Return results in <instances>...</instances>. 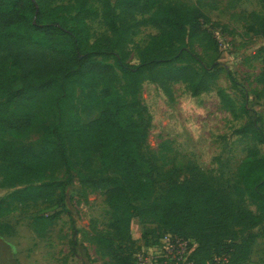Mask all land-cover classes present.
Instances as JSON below:
<instances>
[{
  "label": "rangeland",
  "instance_id": "1",
  "mask_svg": "<svg viewBox=\"0 0 264 264\" xmlns=\"http://www.w3.org/2000/svg\"><path fill=\"white\" fill-rule=\"evenodd\" d=\"M159 1L200 10L204 31L189 40V49L208 68L210 88L193 95L189 82L163 85L146 74L139 79L133 97L131 78L119 68L116 58L98 56L90 61L113 65L114 82L105 85L87 72L65 87L54 83L18 99L7 115H29L30 125L23 136L8 134V146L39 154L53 144L54 129L59 126L73 165V180L62 191L57 183L67 175L58 166L41 181L10 186L0 162V264H114V248L121 239L116 238L113 223L120 222L124 228L128 218L135 238L133 251L147 252V261L141 264H152L162 230L147 211L151 201L166 194L174 183L202 187L203 203L215 199L212 210L183 226L192 236V246L198 241L207 246V240L211 248L221 243L243 245L233 257L201 260V264H264V204L251 196L241 174L246 160L264 154L258 136L260 132L264 135V3ZM106 2L88 0L85 11L77 15V21L85 18L90 43L103 48L114 38L104 21ZM111 2L114 5L116 0ZM75 3L77 0H53L52 6ZM77 11L71 8L70 14L75 16ZM157 33L159 28L150 23L139 25L119 56L129 64H139L142 49ZM23 36L32 40L26 33ZM193 65L202 71L199 64ZM21 85L20 69L9 63L4 86L18 89ZM115 92L126 98L123 120L132 133L151 192L150 199L135 200L130 195L120 205L109 204L104 189H95L86 180L120 175L105 167L98 153L88 151L87 144L96 136L79 131L80 126L100 118ZM224 200L234 205L231 211L223 210L220 203ZM240 211L259 216L260 221H241ZM158 264H166V260Z\"/></svg>",
  "mask_w": 264,
  "mask_h": 264
},
{
  "label": "trees",
  "instance_id": "2",
  "mask_svg": "<svg viewBox=\"0 0 264 264\" xmlns=\"http://www.w3.org/2000/svg\"><path fill=\"white\" fill-rule=\"evenodd\" d=\"M261 1L264 3V0ZM52 2L53 0H0V162L8 175L6 184L10 186L41 181L49 170L62 166L67 178L57 185L63 191L73 180V165L65 136L59 126L54 129L53 144L45 146L39 154L27 148L8 146V134L13 137L23 136L30 125L29 115L17 118L7 115L18 99L54 83L65 87L73 78L87 72L93 73L105 85L114 82L116 71L113 65L90 61L98 56L116 58L119 68L131 78L133 97L136 96L139 79L146 74L152 81L163 85L171 81L189 82L193 95H199L210 88L211 75L208 68L203 67L199 55L189 49V40L204 31L202 14L197 8L159 0H116L114 5L111 0H107L103 16L114 38L103 48L90 43L85 18L77 21V15L85 11L84 6L88 0H77L75 5L60 6H52ZM71 8L78 9L75 16L70 14ZM138 15H141V19L137 18ZM146 15L150 16L145 17ZM146 23L159 28V33L151 36L147 46L142 49L141 62L137 65L129 64L119 56V52L123 50L126 39L135 32V28ZM23 33L31 36L32 40L24 37ZM9 63L20 69L22 85L18 89L4 86ZM193 63L199 64L202 71ZM109 95L110 92L107 91V97ZM114 96L115 99L109 101L100 118L80 126L79 131L81 135L92 133L96 136L92 143L87 144L88 151L98 153L102 164L115 169L120 175L86 180L95 189H104L109 204L120 205L130 195L135 200L150 199L151 192L147 191L146 175L141 167L139 153L133 145L132 133L123 120L126 98L117 92ZM221 97L225 98V94L221 93ZM258 136L259 142L264 143L263 133L260 132ZM241 174L251 196L264 204V154L246 160ZM203 193L204 189L195 184L174 183L166 194L151 201L147 211L152 222L162 230L159 241L165 233H172L189 241L193 248L190 256L193 264H201V260L208 261L217 257L222 260L226 255L233 257L237 249L243 247L237 243H221L211 248L209 240L207 246L203 241H198L195 246L191 245L192 236L183 226L201 218L205 211L212 210L215 200L203 203ZM220 204L224 211H231L234 207L226 200ZM259 218L244 211L239 212L241 221L250 219L257 224ZM124 225L123 228L120 222L113 223L117 232L115 236L121 239L118 248H114V264H136L131 218ZM124 231L126 233L123 236Z\"/></svg>",
  "mask_w": 264,
  "mask_h": 264
},
{
  "label": "built area",
  "instance_id": "3",
  "mask_svg": "<svg viewBox=\"0 0 264 264\" xmlns=\"http://www.w3.org/2000/svg\"><path fill=\"white\" fill-rule=\"evenodd\" d=\"M192 251L193 248L190 246L189 241L178 235L165 233L154 247L152 264H158L162 259L166 260V264H193L190 260ZM147 254V252L144 254L137 253L136 264L147 261V257H145Z\"/></svg>",
  "mask_w": 264,
  "mask_h": 264
}]
</instances>
